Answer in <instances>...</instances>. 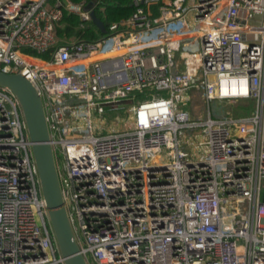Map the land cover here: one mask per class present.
Instances as JSON below:
<instances>
[{"label": "built area", "instance_id": "built-area-1", "mask_svg": "<svg viewBox=\"0 0 264 264\" xmlns=\"http://www.w3.org/2000/svg\"><path fill=\"white\" fill-rule=\"evenodd\" d=\"M87 5L0 0V71L41 98L79 254L86 264H264V0H133L96 41L64 43L47 61L26 53L55 48L64 12L83 29ZM141 92L130 128L95 134L91 109L118 111ZM195 94L206 120L191 119ZM244 101L247 115L211 114L210 102ZM185 131L196 140L183 145ZM32 145L0 86V264H64Z\"/></svg>", "mask_w": 264, "mask_h": 264}, {"label": "water", "instance_id": "water-1", "mask_svg": "<svg viewBox=\"0 0 264 264\" xmlns=\"http://www.w3.org/2000/svg\"><path fill=\"white\" fill-rule=\"evenodd\" d=\"M92 0L85 8L90 12L91 21L101 33H105L102 22L95 16ZM0 86L8 89L19 100L23 117L32 145V152L38 169L43 199L48 209V217L64 264H86L79 254L65 209L62 207L59 182L55 162L49 144L48 129L40 96L21 74L0 71Z\"/></svg>", "mask_w": 264, "mask_h": 264}, {"label": "trees", "instance_id": "trees-1", "mask_svg": "<svg viewBox=\"0 0 264 264\" xmlns=\"http://www.w3.org/2000/svg\"><path fill=\"white\" fill-rule=\"evenodd\" d=\"M74 3L85 1L87 4L92 0H70ZM134 11L133 0H96L93 8L95 16L102 22L105 33H101L92 22L88 23L86 28L81 29V22L76 15L64 12L62 19L56 24L54 28L57 44L55 48L50 49L47 53L37 55L34 52L26 51L28 55L41 60H50L51 53L60 45L73 37L81 40L96 41L108 32V28L112 23L120 22L130 17ZM148 94L141 92L132 97V102L138 100H146Z\"/></svg>", "mask_w": 264, "mask_h": 264}, {"label": "rangeland", "instance_id": "rangeland-1", "mask_svg": "<svg viewBox=\"0 0 264 264\" xmlns=\"http://www.w3.org/2000/svg\"><path fill=\"white\" fill-rule=\"evenodd\" d=\"M192 108L193 111H190L191 119L194 121H203L207 119V103L204 102L200 96V94L196 95L193 98ZM133 104L132 101H127L123 105L120 106V110L118 111H109L107 108L103 114H98L95 109H91L92 116V124L95 130L96 135H106L112 132H119L123 130H127L130 128L129 120H128V109ZM225 103L218 102H210V111L214 118L220 117H240L243 115H247L251 112L252 102L244 101L239 102V104L235 105H227L224 106ZM123 107V108H122ZM198 134H200V130H196ZM189 136V131L184 132V142L190 143L191 141L196 140L195 138L185 140ZM192 138V137H191ZM188 152L191 154L195 153V148L190 146L187 148Z\"/></svg>", "mask_w": 264, "mask_h": 264}, {"label": "crops", "instance_id": "crops-1", "mask_svg": "<svg viewBox=\"0 0 264 264\" xmlns=\"http://www.w3.org/2000/svg\"><path fill=\"white\" fill-rule=\"evenodd\" d=\"M95 5V4H94ZM92 22V21H91ZM90 23V22H89ZM88 25V23H86L85 25H84V28H86V26ZM95 26V25H94ZM96 27V26H95ZM97 28V27H96ZM76 40H80V39H78L77 37H73V38H71V39H69L68 41H66L65 43H70V42H73V41H76Z\"/></svg>", "mask_w": 264, "mask_h": 264}, {"label": "bare ground", "instance_id": "bare-ground-1", "mask_svg": "<svg viewBox=\"0 0 264 264\" xmlns=\"http://www.w3.org/2000/svg\"><path fill=\"white\" fill-rule=\"evenodd\" d=\"M17 98V97H16ZM18 100V99H17ZM19 101V100H18Z\"/></svg>", "mask_w": 264, "mask_h": 264}]
</instances>
